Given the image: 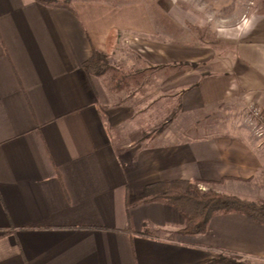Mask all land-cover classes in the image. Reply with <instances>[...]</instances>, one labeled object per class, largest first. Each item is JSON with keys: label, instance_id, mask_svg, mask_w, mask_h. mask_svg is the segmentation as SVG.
<instances>
[{"label": "crops", "instance_id": "obj_1", "mask_svg": "<svg viewBox=\"0 0 264 264\" xmlns=\"http://www.w3.org/2000/svg\"><path fill=\"white\" fill-rule=\"evenodd\" d=\"M248 1L0 0V264H264V224L182 235L145 194L186 179L264 199L246 123L251 103L264 123V0ZM94 49L103 75L83 68Z\"/></svg>", "mask_w": 264, "mask_h": 264}, {"label": "trees", "instance_id": "obj_2", "mask_svg": "<svg viewBox=\"0 0 264 264\" xmlns=\"http://www.w3.org/2000/svg\"><path fill=\"white\" fill-rule=\"evenodd\" d=\"M36 1L46 6H58L59 4L58 0ZM69 8L72 9L70 6ZM83 68L92 75L105 74L110 68L108 55L94 49ZM203 183L214 184L215 182L186 179L153 182L145 187L146 201L166 203L176 209L185 220L184 226L179 231L182 235L205 234L211 219L216 215L226 213H242L264 224V200L243 199L237 195L216 190L212 186L202 190L200 186ZM143 231L147 229L144 228ZM214 263L251 264L247 260H238L229 252H223L220 257L211 262V264Z\"/></svg>", "mask_w": 264, "mask_h": 264}, {"label": "built area", "instance_id": "obj_3", "mask_svg": "<svg viewBox=\"0 0 264 264\" xmlns=\"http://www.w3.org/2000/svg\"><path fill=\"white\" fill-rule=\"evenodd\" d=\"M248 108L250 112V125L254 128L255 134L261 137L264 135V125L261 122L262 109L256 106L254 103L249 104Z\"/></svg>", "mask_w": 264, "mask_h": 264}, {"label": "rangeland", "instance_id": "obj_4", "mask_svg": "<svg viewBox=\"0 0 264 264\" xmlns=\"http://www.w3.org/2000/svg\"><path fill=\"white\" fill-rule=\"evenodd\" d=\"M70 2V1H72V0H58V2L59 3H65V2ZM120 1H128V0H120ZM251 1H253V0H249L248 1V6H251ZM248 110H249V108H248ZM261 122H262V124L264 125V123H263V120L261 119ZM246 123H247V125H248V127L251 129V131H252V133L254 134V135H256L255 134V131H254V128L250 125V120H249V117L246 119ZM209 124V123H208ZM214 124V123H213ZM210 125V124H209ZM215 126V125H214ZM256 136H258V135H256ZM264 136V135H263ZM263 136H261V137H263ZM259 137V136H258ZM204 187V188H203ZM200 188L202 189V190H206L207 188H208V186H203V185H201L200 186ZM256 192V191H255ZM226 193V192H225ZM229 194V193H228ZM255 194H258V195H263L264 196V189L262 188V189H260V191H257ZM234 195V194H233ZM247 200H249V199H247ZM256 200H264V199H256ZM247 262H249V263H251V264H253L252 263V261H250V260H247Z\"/></svg>", "mask_w": 264, "mask_h": 264}]
</instances>
